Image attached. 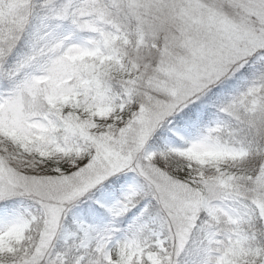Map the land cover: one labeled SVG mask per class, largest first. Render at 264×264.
<instances>
[{
	"label": "snow or ice",
	"instance_id": "1",
	"mask_svg": "<svg viewBox=\"0 0 264 264\" xmlns=\"http://www.w3.org/2000/svg\"><path fill=\"white\" fill-rule=\"evenodd\" d=\"M0 264H264V0H0Z\"/></svg>",
	"mask_w": 264,
	"mask_h": 264
}]
</instances>
